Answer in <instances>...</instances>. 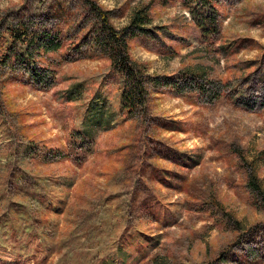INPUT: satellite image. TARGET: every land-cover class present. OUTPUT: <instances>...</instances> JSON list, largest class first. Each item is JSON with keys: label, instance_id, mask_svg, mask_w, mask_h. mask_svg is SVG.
<instances>
[{"label": "rangeland", "instance_id": "1", "mask_svg": "<svg viewBox=\"0 0 264 264\" xmlns=\"http://www.w3.org/2000/svg\"><path fill=\"white\" fill-rule=\"evenodd\" d=\"M92 1L116 29L151 5L150 38L129 48L150 75L234 80L211 103L152 93V120L125 118L79 0H0V264H264L247 186L264 188V0H215L214 45L183 8L197 0ZM21 28H61L64 43L45 53L37 36L27 51Z\"/></svg>", "mask_w": 264, "mask_h": 264}, {"label": "trees", "instance_id": "2", "mask_svg": "<svg viewBox=\"0 0 264 264\" xmlns=\"http://www.w3.org/2000/svg\"><path fill=\"white\" fill-rule=\"evenodd\" d=\"M214 1L197 0L194 5H192L193 2L191 1L187 3L185 1L183 2V8L188 10L191 24L197 30L200 41L208 45L215 44L220 27L217 19L219 14L214 5ZM79 3L83 7L84 16L87 19L86 22L89 25L88 33L91 37L86 41L109 61L111 72L120 80V87H118L119 109L125 118L144 116L152 120L147 110L148 98L152 93L164 91L168 93L175 92L177 96H186L189 103L193 105L197 102L195 99H206L207 102L211 103L223 95L222 93L234 80V78H227L223 82H215L208 79L200 71L190 69L181 70L176 76H152L142 64L134 61L129 53L130 43L133 40L150 38L146 27L150 24L148 11H150L151 5L148 4L136 10L126 26L116 29L109 22L110 11H103L92 0H79ZM206 7H208V10H206ZM54 13L58 14L60 18L66 17L64 25L71 21L70 18H67L68 12L59 3L56 4ZM81 29L84 28L81 27ZM21 34L24 39H27L26 49L29 51L35 45L36 42L34 40L39 34L29 33L27 30L24 32L22 28L14 29L12 32L10 31V35L17 39H20L19 35ZM62 38L63 31L61 28L54 31L43 30L41 37L38 36V40L41 39L42 43L40 42L41 46L36 45L37 49H42L45 53L56 52L64 43ZM72 48L74 51L77 50V47L72 46ZM261 69H263L260 71L262 74V82H264V64ZM260 71L254 70L253 73L259 75ZM225 87L226 89H224ZM76 89V86L73 87V89L68 91L69 94ZM259 92V90L254 91L255 96L262 97L263 95L259 94ZM224 95L227 94L224 93ZM94 98L93 105L102 104L100 96ZM241 98H245L243 93H240L236 100ZM260 104H264V100L260 101ZM68 157L74 164L79 162L75 154L69 153ZM247 175L249 199L252 204H255L257 203L258 197H260L259 206L264 210V188L262 182L257 176ZM234 229L237 230L236 227ZM11 246L14 247V245Z\"/></svg>", "mask_w": 264, "mask_h": 264}]
</instances>
